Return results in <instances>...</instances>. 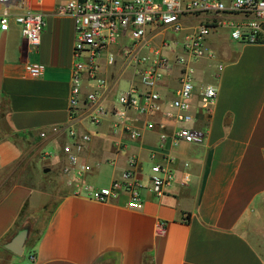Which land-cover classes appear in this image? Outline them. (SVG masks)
<instances>
[{
  "label": "crops",
  "instance_id": "0c3cea01",
  "mask_svg": "<svg viewBox=\"0 0 264 264\" xmlns=\"http://www.w3.org/2000/svg\"><path fill=\"white\" fill-rule=\"evenodd\" d=\"M69 1L27 0L25 10L45 20L38 51L13 20L8 31L0 29V264H15L17 256L4 245L28 226L23 212L34 200L30 187L9 185L11 172L46 169L61 172L63 194L29 259L17 264H264V30L254 44L232 41L226 29L210 37L214 58L195 66L197 92L208 84L219 90L212 114L196 115L195 127L207 134L203 146L172 147L175 123L162 113L131 110L124 119L108 113L96 126L81 111L77 131L92 136L82 161L92 171L78 179L74 170L64 173L70 140L50 132L71 123L75 20L60 14ZM27 63H41L43 76H29ZM121 68L117 60L101 75L137 81ZM179 76L176 67L158 85L163 110L176 98ZM85 85L87 92L92 83ZM149 120L164 128L146 131ZM132 129L141 130L142 138H132ZM131 156L140 162L135 177L148 186L152 166L174 159L175 180L164 197L142 192L140 209L129 207L127 196L113 203L86 197V186L100 189L122 180Z\"/></svg>",
  "mask_w": 264,
  "mask_h": 264
},
{
  "label": "built area",
  "instance_id": "2783aa9c",
  "mask_svg": "<svg viewBox=\"0 0 264 264\" xmlns=\"http://www.w3.org/2000/svg\"><path fill=\"white\" fill-rule=\"evenodd\" d=\"M26 3L27 0H0L3 7L0 29L8 31L13 20L31 48L38 51L45 20L42 14L25 10ZM60 14L75 20L71 123L55 126L50 132L55 136L66 135L70 140L64 148L68 156L64 173L71 174L74 170L78 179L92 171L82 161L92 136L78 133L76 125L81 115L97 126L108 113L120 119L131 110L140 116L162 113L175 123L172 147L178 148L183 143L203 146L207 134L195 127L196 115L212 114L219 90L216 85L208 84L197 92L194 77L196 64L214 58L208 47L210 37L219 29H226L232 41L254 44L260 41L264 30V0H71ZM117 60L122 63L121 72L132 71L137 81L129 82L115 102L113 96L120 80H109L101 72L105 65L114 66ZM176 67L180 68V87L176 98L169 103L170 109L163 110L164 99L158 85L172 76ZM222 69L218 66L217 72ZM25 71L39 78L43 76L44 66L27 63ZM85 83H92L87 92ZM144 128L153 131L164 127L149 120ZM46 136V132L41 133L42 138ZM142 136L141 130H131L132 138ZM139 163L136 156L129 157L122 180L100 189L86 186L83 188L86 197L113 203L127 196L128 206L134 209L143 206L142 192L164 197L175 180L170 167L174 159L167 157L165 163L152 166L150 186L135 177Z\"/></svg>",
  "mask_w": 264,
  "mask_h": 264
},
{
  "label": "rangeland",
  "instance_id": "374dc122",
  "mask_svg": "<svg viewBox=\"0 0 264 264\" xmlns=\"http://www.w3.org/2000/svg\"><path fill=\"white\" fill-rule=\"evenodd\" d=\"M126 89L127 81L126 79H122L118 90L113 96V101L116 102L119 93ZM11 176L12 180L9 181V185L15 181V183L30 187L34 192L33 202L23 212L22 221L28 220L27 227L30 228V233L24 255L16 257L15 264H17L18 261L19 263H23L29 259L30 250L42 233L53 209L58 204L63 190L59 181L61 179V172H11Z\"/></svg>",
  "mask_w": 264,
  "mask_h": 264
},
{
  "label": "water",
  "instance_id": "95a60500",
  "mask_svg": "<svg viewBox=\"0 0 264 264\" xmlns=\"http://www.w3.org/2000/svg\"><path fill=\"white\" fill-rule=\"evenodd\" d=\"M49 169L45 170V173H48ZM30 228L24 227L20 229L9 241L4 245V248L8 250L9 252L15 254L16 256H23L25 253V247L27 240L29 238Z\"/></svg>",
  "mask_w": 264,
  "mask_h": 264
},
{
  "label": "trees",
  "instance_id": "16d2710c",
  "mask_svg": "<svg viewBox=\"0 0 264 264\" xmlns=\"http://www.w3.org/2000/svg\"><path fill=\"white\" fill-rule=\"evenodd\" d=\"M16 138V140L18 139V136H16L15 137ZM53 212V211H52ZM52 214V213H51ZM20 230V229H19ZM42 234V233H41ZM41 234H40V236L37 238V240L34 242V245L32 246V248H34L35 246H36V244L38 243V241H39V239H40V237H41ZM31 248V249H32Z\"/></svg>",
  "mask_w": 264,
  "mask_h": 264
}]
</instances>
